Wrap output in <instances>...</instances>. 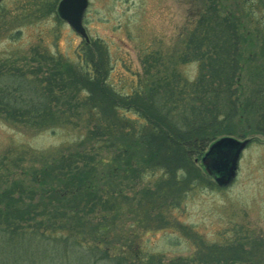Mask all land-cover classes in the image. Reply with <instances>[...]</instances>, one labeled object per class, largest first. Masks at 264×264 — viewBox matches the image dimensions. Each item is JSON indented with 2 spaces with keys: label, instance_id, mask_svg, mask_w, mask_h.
Wrapping results in <instances>:
<instances>
[{
  "label": "trees",
  "instance_id": "16d2710c",
  "mask_svg": "<svg viewBox=\"0 0 264 264\" xmlns=\"http://www.w3.org/2000/svg\"><path fill=\"white\" fill-rule=\"evenodd\" d=\"M193 2L176 61L159 72L146 58L130 93L108 83L100 42L84 43L82 64L38 47L0 59L1 121L78 132L53 151L0 155V264H67L69 252L74 264H131L120 224L168 221L204 181L196 165L217 140L264 138V0ZM15 20L0 16V38ZM177 64H196L195 76ZM194 246L195 264L246 259L231 245Z\"/></svg>",
  "mask_w": 264,
  "mask_h": 264
},
{
  "label": "rangeland",
  "instance_id": "374dc122",
  "mask_svg": "<svg viewBox=\"0 0 264 264\" xmlns=\"http://www.w3.org/2000/svg\"><path fill=\"white\" fill-rule=\"evenodd\" d=\"M58 1H0V16L5 14L17 19L13 23L15 30L0 38L1 60L20 57L38 47L49 55L82 64L84 39L58 19L55 8ZM196 4L193 0H88L83 28L89 42H97L98 46L100 42L108 53L111 88L130 93L136 81L134 76L141 74V63L146 58L156 60L159 72H164V66L168 71L181 49L180 35L187 26L186 12ZM176 68L193 78L197 67L177 64ZM21 130L0 120V155L26 149L33 153L49 152L78 138V132L64 128L41 132ZM251 138L240 153L236 177L229 186H215L198 163L196 166L201 169L204 181L188 188L177 208L168 209L164 215L168 221L158 220L146 227L134 222L131 225L130 221H124L123 227L120 224V236L128 235L129 230L132 233L128 252L136 258L133 264L188 261L195 264L200 262L196 259L195 244L212 250L231 245L244 251L246 259L226 264H264V138L260 135ZM70 254L67 264H74V256ZM46 264L54 262L49 260Z\"/></svg>",
  "mask_w": 264,
  "mask_h": 264
},
{
  "label": "water",
  "instance_id": "95a60500",
  "mask_svg": "<svg viewBox=\"0 0 264 264\" xmlns=\"http://www.w3.org/2000/svg\"><path fill=\"white\" fill-rule=\"evenodd\" d=\"M87 6V0H60L56 14L62 21L85 41H88L86 32L82 28V15ZM250 142L249 139L238 140L232 137H223L211 144L207 152L202 155L201 166L207 176L213 178L216 186L226 187L235 178L240 153Z\"/></svg>",
  "mask_w": 264,
  "mask_h": 264
}]
</instances>
